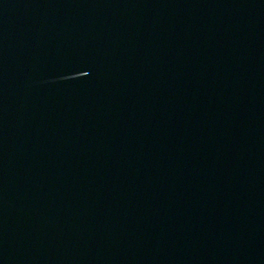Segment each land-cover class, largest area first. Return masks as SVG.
<instances>
[{"label": "water", "instance_id": "1", "mask_svg": "<svg viewBox=\"0 0 264 264\" xmlns=\"http://www.w3.org/2000/svg\"><path fill=\"white\" fill-rule=\"evenodd\" d=\"M0 264H264V0H0Z\"/></svg>", "mask_w": 264, "mask_h": 264}]
</instances>
